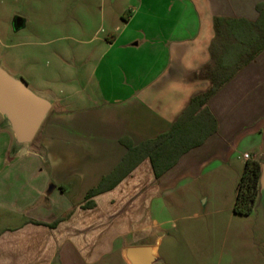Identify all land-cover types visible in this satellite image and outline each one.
I'll list each match as a JSON object with an SVG mask.
<instances>
[{"label":"crops","instance_id":"1","mask_svg":"<svg viewBox=\"0 0 264 264\" xmlns=\"http://www.w3.org/2000/svg\"><path fill=\"white\" fill-rule=\"evenodd\" d=\"M104 3L90 0L91 12ZM131 4L123 21L108 12L113 23L103 37L90 32L83 89L80 78L52 90L23 77L52 103L36 146L17 147L0 113V264H132L131 248L139 249L136 264L149 258L160 264L158 234L174 224L172 214L184 209L199 216L195 199L203 209L214 203L209 214L234 212L245 168L239 161L264 164L263 51L208 102L217 131L202 146L159 179L150 160L142 161L96 196L94 208H82L88 192L122 164L128 146L168 133L191 99L210 89L198 73L211 60L215 19L254 22L264 0ZM183 192L190 199L176 196ZM257 206L263 207L259 198Z\"/></svg>","mask_w":264,"mask_h":264},{"label":"rangeland","instance_id":"2","mask_svg":"<svg viewBox=\"0 0 264 264\" xmlns=\"http://www.w3.org/2000/svg\"><path fill=\"white\" fill-rule=\"evenodd\" d=\"M131 7V0H105L94 13L90 0H0V66L16 78L52 90H57V82L80 78L83 89L90 73V32L103 37L101 32L113 23L108 12L111 19L120 14L123 21ZM17 19L23 22L16 29ZM85 88L89 93L90 86ZM33 143L36 146L37 140ZM176 196L190 199L189 192ZM195 200L199 216L181 209L172 214L174 224L158 234L163 241L160 264H264L263 207L257 206L250 216H238L230 207L209 214L214 203L203 209Z\"/></svg>","mask_w":264,"mask_h":264},{"label":"trees","instance_id":"3","mask_svg":"<svg viewBox=\"0 0 264 264\" xmlns=\"http://www.w3.org/2000/svg\"><path fill=\"white\" fill-rule=\"evenodd\" d=\"M257 9L259 17L254 22L245 19H215L216 37L210 48L211 60L198 73L199 78L210 81V89L191 99L187 109L168 133L137 147L128 146L122 164L112 175L104 178L98 187L88 192L83 209L94 208L93 200L96 196L114 188L142 161L150 160L155 177L159 179L174 168L184 155L202 146L216 133L217 121L207 108L208 102L264 51V6L260 5ZM260 175L259 162L248 161L245 164L234 206L236 215L250 216L254 212ZM59 222L50 227L55 228Z\"/></svg>","mask_w":264,"mask_h":264},{"label":"water","instance_id":"4","mask_svg":"<svg viewBox=\"0 0 264 264\" xmlns=\"http://www.w3.org/2000/svg\"><path fill=\"white\" fill-rule=\"evenodd\" d=\"M22 19L15 21V28L22 25ZM52 103L29 88L23 79L16 78L0 66V113L12 129L17 147L28 146L35 140L40 128L51 110ZM258 198L264 208V164H261ZM139 249L131 248L128 258L132 264ZM150 252L151 249L146 248ZM156 258H149L143 264H154Z\"/></svg>","mask_w":264,"mask_h":264},{"label":"built area","instance_id":"5","mask_svg":"<svg viewBox=\"0 0 264 264\" xmlns=\"http://www.w3.org/2000/svg\"><path fill=\"white\" fill-rule=\"evenodd\" d=\"M245 157H246V159H248V158H249L247 155H246Z\"/></svg>","mask_w":264,"mask_h":264}]
</instances>
